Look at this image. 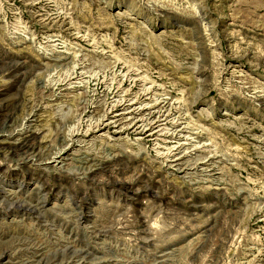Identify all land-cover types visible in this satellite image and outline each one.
Returning a JSON list of instances; mask_svg holds the SVG:
<instances>
[{"label": "rangeland", "instance_id": "obj_1", "mask_svg": "<svg viewBox=\"0 0 264 264\" xmlns=\"http://www.w3.org/2000/svg\"><path fill=\"white\" fill-rule=\"evenodd\" d=\"M0 264H264V0H0Z\"/></svg>", "mask_w": 264, "mask_h": 264}, {"label": "bare ground", "instance_id": "obj_2", "mask_svg": "<svg viewBox=\"0 0 264 264\" xmlns=\"http://www.w3.org/2000/svg\"><path fill=\"white\" fill-rule=\"evenodd\" d=\"M130 76H131V75H130ZM122 84H123V83H122ZM147 90H149V89H147ZM118 91H120V89H118V90L116 91L115 95H118V93H119ZM126 93H127V95H130L129 92H126ZM113 97H114V96H113ZM123 100H126V101H127L128 99H125V98H124V99H119V100H116V101L114 100V103H115V104H114V105L110 104V105H112L113 108H114V107H119V106H121V105L124 106L125 104H124V101H123ZM122 102H123V104H122ZM116 103H117V104H116ZM145 107H146V106H145ZM138 109H139V108H137V109L134 108V109H132L131 111H137ZM140 109H141V108H140ZM113 111H114V110H113ZM159 111H161V109H160ZM108 112H109V110L107 111V113H108ZM137 112H138V111H137ZM137 112H136V113H137ZM148 112H149V115H150V114L152 115V112H151V111H148ZM148 112H145V114L148 113ZM107 113H106V111H105L102 120L105 119V118H104L105 116H108ZM140 113H141V112H140ZM142 114H143V113H142ZM146 116H147V115H146ZM146 116H145V117H146ZM148 117H150V116H148ZM148 117H147V119H148ZM151 118H152V116H151ZM123 119H127V117H123ZM142 119H144V118H142ZM117 120H118V119H117ZM140 120H141V119H140ZM151 121H152V120H151ZM151 121H150V122H151ZM133 122H134V121H133ZM133 122H132V123H133ZM150 122H149V123H150ZM152 122H153V121H152ZM100 123H101V121H100V120H97L96 123H94L93 125L91 124V127L88 128V130L93 131V130H92V129H93L92 127L100 126ZM134 125H137V123H135ZM146 125H147V123H146ZM150 126H151V125H150ZM152 126H154V125H152ZM144 130H145V129H144ZM76 131H77V132H76ZM75 133H76V134H75ZM79 133H80V132H79V129H76V130L73 131V133H72L71 135H72V136H75V135H78ZM58 153H59V152H58ZM14 195H15V194H14ZM13 198H14V197H13ZM16 199H17V197H16ZM17 205H18V203H17ZM20 205H21V204H20ZM20 205H19V206H20ZM24 238H25V237H24Z\"/></svg>", "mask_w": 264, "mask_h": 264}]
</instances>
